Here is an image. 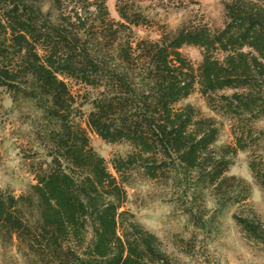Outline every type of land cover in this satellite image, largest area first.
<instances>
[{
	"label": "trees",
	"instance_id": "1",
	"mask_svg": "<svg viewBox=\"0 0 264 264\" xmlns=\"http://www.w3.org/2000/svg\"><path fill=\"white\" fill-rule=\"evenodd\" d=\"M36 2L0 0V87L37 100L44 115L58 124L52 136L53 169L32 187L41 210L36 228L24 220V198L0 191V235L15 236L47 264H171L158 238L120 211L125 189L89 146L84 129L71 121L74 99L61 77L101 90L92 101L88 126L107 142L125 140L134 148L125 159L113 161L117 174L139 164L156 178L171 164L197 170V179L220 190L229 179L223 178L227 162L209 152L216 128L209 120H194L190 106L174 108L196 81L180 49H204L198 75L203 95L234 90L220 97L231 114L264 115V0L226 2L225 24L216 32L182 30L134 45L120 38L111 51L92 47L80 27L70 33L51 23ZM119 14L136 24L124 10ZM214 50L224 56L216 57ZM248 137L244 131L237 134L238 149L247 146ZM250 168L264 186L254 162ZM235 220L255 238L264 232L259 222Z\"/></svg>",
	"mask_w": 264,
	"mask_h": 264
},
{
	"label": "rangeland",
	"instance_id": "2",
	"mask_svg": "<svg viewBox=\"0 0 264 264\" xmlns=\"http://www.w3.org/2000/svg\"><path fill=\"white\" fill-rule=\"evenodd\" d=\"M228 1L37 0L36 3L51 23L70 33L80 27L84 40L92 43V47L111 51L120 38L134 45L142 40L156 42L164 35L176 36L182 30L206 28L216 32L224 27ZM121 9L136 24L123 20ZM118 23L127 29L115 26ZM97 40L101 44L95 46ZM180 52L190 61L196 81L191 94L174 108L190 106L194 120H209L216 128L209 152L227 162L223 178L229 180L222 189L218 190L208 180L197 179V170H178L171 164L159 171L156 178L148 176L139 164L117 174L113 161L125 159L134 148L125 140L107 142L88 126L92 101L101 90L75 78L61 77L74 99L71 121L84 129L89 146L122 183L126 196L120 211L127 212L128 219L158 238L171 264H264V232L255 238L235 220L236 216L248 218L264 229V186L250 168L254 162L264 175V115L250 119L231 114L220 97L229 96L234 90L203 95L198 75L204 49L183 45ZM213 53L219 58L224 56L216 50ZM57 130L58 124L44 115L37 100L21 93L14 96L0 87V191L24 198L21 203L24 220L35 228L40 226L41 210L32 187L39 176L53 169L52 136ZM243 131L249 137L247 146L241 150L237 148L236 137ZM232 177L236 181L230 180ZM91 238L89 233L87 239ZM44 261L31 254L15 236L0 235V264H47Z\"/></svg>",
	"mask_w": 264,
	"mask_h": 264
}]
</instances>
